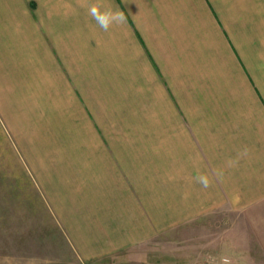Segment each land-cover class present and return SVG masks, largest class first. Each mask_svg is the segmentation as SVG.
Listing matches in <instances>:
<instances>
[{"label":"crops","instance_id":"1","mask_svg":"<svg viewBox=\"0 0 264 264\" xmlns=\"http://www.w3.org/2000/svg\"><path fill=\"white\" fill-rule=\"evenodd\" d=\"M0 244L264 264V0H0Z\"/></svg>","mask_w":264,"mask_h":264},{"label":"rangeland","instance_id":"2","mask_svg":"<svg viewBox=\"0 0 264 264\" xmlns=\"http://www.w3.org/2000/svg\"><path fill=\"white\" fill-rule=\"evenodd\" d=\"M43 205V201H37ZM42 239L44 235L40 233ZM40 234H37L38 236ZM9 241V240H8ZM170 234L163 238L162 244H177L172 242ZM51 244H0V264H71L70 258L60 257L58 247L54 252ZM58 246V244H54Z\"/></svg>","mask_w":264,"mask_h":264},{"label":"clouds","instance_id":"3","mask_svg":"<svg viewBox=\"0 0 264 264\" xmlns=\"http://www.w3.org/2000/svg\"><path fill=\"white\" fill-rule=\"evenodd\" d=\"M87 13L104 32L109 31L114 25L124 23L126 20L124 12L118 7L113 9L112 7H104L99 3L90 4L87 7ZM222 175L221 172L216 173L218 179L221 178ZM195 180L205 189L211 186V181L207 175L200 174L195 177ZM223 264H229L228 260L224 259Z\"/></svg>","mask_w":264,"mask_h":264},{"label":"built area","instance_id":"4","mask_svg":"<svg viewBox=\"0 0 264 264\" xmlns=\"http://www.w3.org/2000/svg\"><path fill=\"white\" fill-rule=\"evenodd\" d=\"M224 259H227V258H224Z\"/></svg>","mask_w":264,"mask_h":264}]
</instances>
